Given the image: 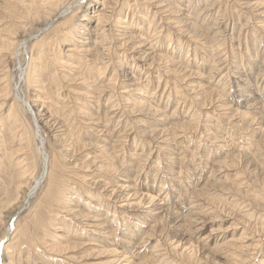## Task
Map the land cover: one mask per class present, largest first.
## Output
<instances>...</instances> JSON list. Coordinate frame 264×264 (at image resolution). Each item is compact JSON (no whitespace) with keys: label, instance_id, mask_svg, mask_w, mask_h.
Segmentation results:
<instances>
[{"label":"rangeland","instance_id":"374dc122","mask_svg":"<svg viewBox=\"0 0 264 264\" xmlns=\"http://www.w3.org/2000/svg\"><path fill=\"white\" fill-rule=\"evenodd\" d=\"M44 1L0 0L2 264H264V0Z\"/></svg>","mask_w":264,"mask_h":264},{"label":"bare ground","instance_id":"6f19581e","mask_svg":"<svg viewBox=\"0 0 264 264\" xmlns=\"http://www.w3.org/2000/svg\"><path fill=\"white\" fill-rule=\"evenodd\" d=\"M35 1V0H34ZM44 1V0H43ZM56 1V0H55ZM84 0H80V1H77L76 2V4H78V6H79V4H81V2H83ZM88 1V0H87ZM33 2V1H32ZM31 2V10H32V8H33V10L35 9V14H38L39 13V11L40 10H38L39 9V7H35V4L34 3H32ZM49 2V1H48ZM63 2V1H62ZM163 2H167L168 3V1H163ZM44 3H47V2H45L44 1ZM93 3V2H92ZM165 3H164V5H165ZM38 4V3H37ZM54 4V3H53ZM62 4V3H61ZM60 4V5H61ZM87 4V3H86ZM43 5V4H42ZM100 5V7H101V12H98V14H96L94 17H95V19H96V21H97V25H100L99 23L100 22H102L105 18H103L104 16H103V14H105L106 13V10L107 9H112V7L113 6H115L116 5V1H114V0H103L102 2H101V4H99ZM163 5V6H164ZM264 5V3L262 2V4H261V6H263ZM39 6V5H38ZM51 6V5H50ZM53 6V5H52ZM54 6H56V5H54ZM58 6V5H57ZM90 6H91V4H90ZM260 6V7H261ZM42 7V6H41ZM59 7V6H58ZM162 7V6H161ZM259 7V6H258ZM264 8V7H263ZM49 9V8H48ZM115 9V8H114ZM204 9H207V7L206 8H204ZM45 10V9H44ZM58 10V8H51L50 10H48V12L47 11H44L43 13L45 14L46 12H47V14L50 16H52L53 14H52V11H54V12H56ZM261 11V10H260ZM53 12V13H54ZM31 13V12H30ZM97 13V12H96ZM260 13V12H259ZM108 17V16H107ZM48 18H46V20H47ZM84 21H85V19H83ZM82 20V21H83ZM51 21V20H50ZM43 22V21H42ZM104 22V21H103ZM106 23V22H105ZM103 24V23H102ZM123 24V23H122ZM46 25V24H45ZM45 25L42 27V28H44L45 27ZM82 26V25H81ZM83 27V26H82ZM41 28V29H42ZM103 29V28H102ZM102 31V30H101ZM15 33V32H14ZM88 32H86V35H88L87 34ZM101 41V40H100ZM103 41V40H102ZM11 45H12V43L11 42H9V41H4V40H2V41H0V46L2 47V48H10L11 47ZM21 45H24V42H22L21 43ZM122 46V45H121ZM22 47V46H21ZM23 48V47H22ZM19 49V48H18ZM18 49L15 51L16 53H18L17 54V56L16 57H18L19 58V54H22L23 53V51H18ZM39 50V49H38ZM90 50H92V49H89L88 51H90ZM69 51V50H68ZM72 51V50H71ZM87 51V53H86V55L88 54L90 57H92L93 58V60H92V62H90L89 64L92 66V67H96V62H97V58H96V56H97V54L95 55L93 52H88ZM82 52H84V51H82ZM86 52V51H85ZM93 53V54H92ZM14 54V53H13ZM44 54H45V52H44ZM41 55V54H40ZM86 57V56H85ZM48 58H50V57H48ZM45 59V58H44ZM31 61V60H30ZM33 62V61H32ZM43 63V62H42ZM32 64V63H31ZM67 64V63H66ZM31 66V65H30ZM66 66V65H65ZM68 66V65H67ZM98 68V67H97ZM29 70H30V68H28ZM29 72V71H28ZM96 72H97V70H96ZM211 73V72H210ZM213 73V72H212ZM211 73V74H212ZM27 74V73H26ZM21 75H25V72H24V69H20V76ZM99 75H101V73H99ZM100 77V76H99ZM99 77H98V79H99ZM24 80H25V78H24ZM27 82V81H26ZM256 84V83H255ZM101 91V90H100ZM100 91H98V92H100ZM128 91H129V89H128ZM128 91H122V93H131V91H133V90H130L129 92ZM102 92V91H101ZM101 92L100 93H98V94H101ZM17 94H15V99L18 101V98H17ZM100 96V95H99ZM22 99V98H21ZM257 103V102H256ZM19 104H21L20 102H19ZM21 106L23 107V109L27 112V113H29L30 114V116L32 117V124H33V126H32V129L34 130V137H35V139H36V141H37V148H36V152H37V154H38V157H39V160H40V167H41V172H40V175H39V177L35 180V181H33L31 184V187L29 188V189H27L25 192H24V201H27L28 199H30V197L32 198V196L35 194V191L38 189V188H40V186L42 185V183L44 182V180H45V178L47 177V174H48V158H47V154H46V152H45V149H44V139H43V137H42V135H41V130H40V127H39V124H38V121H37V119H36V115H35V112L33 111V109H32V106L29 104V102H26V100L25 99H23V103L21 104ZM248 106V105H247ZM250 106V105H249ZM253 106V105H252ZM247 108V107H246ZM250 108V107H249ZM250 110V109H249ZM114 110L112 109H110V110H108L107 112H106V114H112V112H113ZM115 115V114H114ZM111 118H113V116H111L109 119H111ZM89 121V120H88ZM42 122V121H41ZM36 130V131H35ZM37 132V133H36ZM262 132L264 133V126H263V128H262ZM105 139V138H104ZM109 140V139H108ZM112 143H113V141H112ZM116 144V143H115ZM99 147H102V146H99ZM97 149H98V147H96ZM112 148V147H111ZM99 150V149H98ZM113 150V149H112ZM104 151H110V149L108 148V147H104ZM218 165V164H217ZM225 165V164H224ZM231 168V167H230ZM24 169V168H23ZM27 173V172H26ZM102 182H100V184H101ZM107 184V183H106ZM108 187V186H107ZM107 187H106V189L105 190H107ZM104 188H105V186H104ZM123 188V187H122ZM121 188V189H122ZM128 188H130V186H128ZM124 189V188H123ZM122 189V190H123ZM104 190V191H105ZM115 193V191H112V193L111 194H114ZM111 196V195H110ZM109 196V197H110ZM111 197H113V196H111ZM110 197V199H112ZM114 199V198H113ZM117 199V198H116ZM142 199V198H141ZM123 200V199H122ZM151 201V200H150ZM143 204V200H139L138 201V205H142ZM21 208V206L18 208V210ZM18 210H16V211H18ZM68 211H70V213H72L71 211H72V209H70V210H68ZM77 213V212H76ZM16 214V213H15ZM14 214V215H15ZM14 215L7 221V224H6V226H5V231H4V234H3V236H2V238L0 239V264H2V260H1V255H2V252H3V249H4V247H6L5 245H6V243L7 242H9L10 241V238H11V235H12V232H13V223H12V219H13V217H14ZM78 217H80V218H84V219H88L85 215H83V214H81V213H78ZM96 219V218H95ZM97 220V221H96ZM96 220H91V222H93V224H94V222H95V224H94V226H91V227H93V228H101V229H105L104 227V224H103V222H101L100 220H98V219H96ZM99 222V223H98ZM131 223V222H130ZM89 224V223H88ZM90 225V224H89ZM89 225H87L88 227H89ZM131 225V224H130ZM131 227H132V225H131ZM137 227V226H136ZM130 228V227H129ZM138 229H140V228H137L136 230H138ZM133 230V229H132ZM135 230V231H136ZM129 231V230H128ZM134 231V230H133ZM102 232V231H101ZM132 232V231H131ZM138 232V231H137ZM126 233V232H125ZM128 233V232H127ZM136 232H134V233H128V235L129 234H131V238H132V236H134V235H136L135 234ZM140 233V232H139ZM142 233V232H141ZM140 233V234H141ZM103 234H107V232H103ZM124 234V233H123ZM138 234V233H137ZM7 248H8V246H7ZM72 248H76V246H74V247H72ZM189 248V247H188ZM113 250V249H112ZM111 251V250H110ZM112 252V256L114 257V252L113 251H111ZM110 252V253H111ZM115 261V260H114ZM113 261V262H114ZM119 261V259H117V261H116V263ZM121 261H123V260H121ZM124 261H126V263L128 264L129 262L128 261H130V260H124ZM126 263H124V264H126ZM121 264V263H120Z\"/></svg>","mask_w":264,"mask_h":264}]
</instances>
